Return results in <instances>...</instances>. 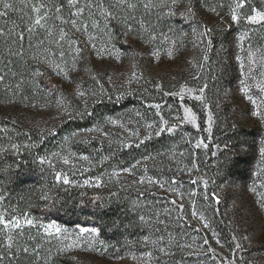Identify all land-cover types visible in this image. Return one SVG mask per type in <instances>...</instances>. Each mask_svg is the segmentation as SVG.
<instances>
[{
	"label": "rangeland",
	"instance_id": "obj_1",
	"mask_svg": "<svg viewBox=\"0 0 264 264\" xmlns=\"http://www.w3.org/2000/svg\"><path fill=\"white\" fill-rule=\"evenodd\" d=\"M61 2L76 27L39 28L28 74L0 64V220L21 221L0 264H264L255 4L130 0L109 22Z\"/></svg>",
	"mask_w": 264,
	"mask_h": 264
},
{
	"label": "trees",
	"instance_id": "obj_2",
	"mask_svg": "<svg viewBox=\"0 0 264 264\" xmlns=\"http://www.w3.org/2000/svg\"><path fill=\"white\" fill-rule=\"evenodd\" d=\"M62 0H0V64L10 65V70L15 76H21L29 73V56L31 51L39 42V27L35 26L37 13L33 6H39L41 3L46 8L41 12L47 11L51 19L45 24V27H51L55 24L56 14L54 13L57 4L62 5ZM248 3L255 4L256 8L264 11V0H247ZM10 4V8H5L4 4ZM50 10V11H49ZM29 29H33L29 32ZM20 52L24 56L17 57ZM8 76V75H7ZM6 76V77H7ZM253 151V152H251ZM255 148L250 150L251 162H253Z\"/></svg>",
	"mask_w": 264,
	"mask_h": 264
},
{
	"label": "snow or ice",
	"instance_id": "obj_3",
	"mask_svg": "<svg viewBox=\"0 0 264 264\" xmlns=\"http://www.w3.org/2000/svg\"><path fill=\"white\" fill-rule=\"evenodd\" d=\"M177 2V0H172V3L175 4ZM247 0H236V5H235V9H233V14L231 16V19L234 21L239 22L240 21V16L236 14V10L237 9H243L246 5ZM68 5L70 7H74L76 8V15L77 16H82L84 13L85 8L91 10L93 8L99 9L100 10V15L105 19L108 20L109 22H111V20L115 19V15H114V10L118 9V8H124V9H131V10H135L137 8V4L130 2V0H116V2L113 3H109L107 5V7L104 4V0H97V2L95 3H85L84 8H81L79 6V0H68ZM4 7L10 8L11 5L5 3ZM144 8H149L152 7V5L150 3L148 4H144L143 5ZM46 8V5H44L43 3H41L39 6H33V10L37 13V18L35 19V26L39 27V28H44L46 32H50V29L45 28V24L48 22L49 19H51V17L48 15V12H44L43 14L41 13V10ZM190 10V9H189ZM50 11V10H49ZM252 11L255 12V15H248L246 17V19H248L249 21L253 22V23H259L261 21H264V11H259L256 9H252ZM55 12L58 14L61 12V7H55ZM93 15H95V13H93ZM129 15H131V13H129ZM58 20H61L62 24H71L73 27H76L77 25V20L75 19H69V20H64L62 16L57 15L55 17ZM41 21H44L45 23H41ZM93 24L96 25L97 22L93 21ZM88 25L87 24H82V28L86 31L87 30ZM129 28L131 27V25L128 26ZM33 29H29V32H31ZM80 29L77 28V31H79ZM211 31V30H208ZM68 35V33L63 29L60 28V40H64L65 37ZM247 36V34H245L244 36L241 37V40L243 41L245 39V37ZM41 43H43V41H41ZM61 55H63V53H61ZM158 55V54H157ZM169 55H171V53H169ZM205 59H207V57H205ZM38 75H42V73H37ZM4 78L2 76H0V80H3ZM207 87V85H204L203 87H201L199 89L200 93L203 94L205 88ZM245 92L248 91L247 88L244 89ZM191 91V90H190ZM81 95H83V93H80ZM196 99H202V95L201 96H197ZM195 117H193V121H194ZM200 145L198 144L197 147H199ZM206 146V145H205ZM261 153L264 154V148L261 149ZM85 159H87V157H85ZM65 163H68V160L65 159L64 161ZM57 180H60L61 177L60 175H57ZM63 183L65 184H69L70 181L64 177L63 178ZM99 186V185H97ZM217 203H219V198H217ZM143 219V218H141ZM0 223L5 224V226H8V223L11 224L12 227L14 228H20L21 227V221L19 219L10 221L8 223H5L4 220H0ZM23 223L27 224V225H32L33 221L31 219L25 218V220L23 221ZM51 228H55V231L57 233H59L61 230L58 227H55V225H48V229ZM46 229V231L48 230ZM82 231H87L82 230ZM93 232H95L96 230L93 229ZM23 251L25 253H28V248H24ZM161 251H163V249H161ZM167 254V253H166Z\"/></svg>",
	"mask_w": 264,
	"mask_h": 264
}]
</instances>
